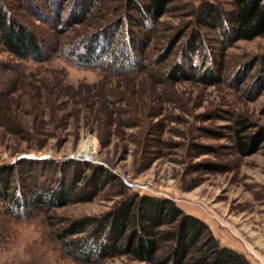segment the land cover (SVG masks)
I'll use <instances>...</instances> for the list:
<instances>
[{"label": "rangeland", "instance_id": "rangeland-1", "mask_svg": "<svg viewBox=\"0 0 264 264\" xmlns=\"http://www.w3.org/2000/svg\"><path fill=\"white\" fill-rule=\"evenodd\" d=\"M72 1L65 0L61 18L52 0L31 1L47 21L24 1L0 0L42 38L46 55L21 58L0 41V166L25 155L47 163L73 158L120 179L100 184L91 200L32 206L21 216L3 213L9 202L0 199V264H153L132 255L85 261L57 239L66 224L110 212L124 192L173 199L206 221L223 245L250 264H264V140L243 154L237 139L238 132L246 138L264 127V89L252 97L248 88L257 67L246 71L264 52V34L227 45L203 26L205 56L194 54L193 63L222 66V79L166 78L164 70L188 61L184 47L200 27L191 13L202 0H173L151 31L132 22L115 27L121 35L146 32L151 39L142 56L163 59L144 71L108 70L103 61L81 63L71 47L117 17L111 7L119 1L94 7L79 22L68 15ZM214 1L232 6L231 0ZM43 6L54 8L46 14Z\"/></svg>", "mask_w": 264, "mask_h": 264}, {"label": "trees", "instance_id": "trees-1", "mask_svg": "<svg viewBox=\"0 0 264 264\" xmlns=\"http://www.w3.org/2000/svg\"><path fill=\"white\" fill-rule=\"evenodd\" d=\"M21 1L38 16L49 20L30 5L31 1L37 4L38 0ZM108 1L73 0L68 15L71 21H82L94 7L100 9ZM118 1L111 7L114 13L119 12L117 17L111 18L104 27L89 33V36L82 37L72 45L71 52L84 64L103 61L108 70L144 71L163 59L147 54L142 56L151 36L141 30L129 29L121 35L115 27L132 22L151 31L173 0ZM55 3L58 7L56 15L61 18L65 0H52L51 4ZM231 4L230 8H226L217 1L202 0L192 10L191 14L200 27L193 28L191 38L184 47L188 61L178 62L164 70L166 78H196L206 83L222 79V66L217 69L214 64L206 65L205 61L193 63L194 54L200 55L201 60L205 56L202 52L203 26L218 32L227 45L240 38L253 39L264 34V0H231ZM52 9L43 6L41 10L48 14ZM0 41L21 58L46 59L42 38L1 5ZM192 66L194 70L189 71ZM253 66L257 67L256 73L248 87L252 97L264 89V52L253 58L246 71ZM237 139L240 151L251 153L264 140V127L256 134H247L246 138L238 132ZM44 162L43 159L25 155L10 166H0V199L9 202L3 213L21 216L30 212L32 206L49 208L91 200L100 184L120 179L109 169L90 161L52 159L45 162L49 166H42ZM45 169L52 173L47 174ZM124 193L123 200L110 212L101 217H84L66 224L57 231V239L62 240V245L72 255L85 261L95 257L132 255L137 260L153 264H250L242 252L223 245L206 221L185 212L173 199L139 192Z\"/></svg>", "mask_w": 264, "mask_h": 264}]
</instances>
